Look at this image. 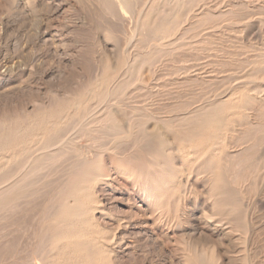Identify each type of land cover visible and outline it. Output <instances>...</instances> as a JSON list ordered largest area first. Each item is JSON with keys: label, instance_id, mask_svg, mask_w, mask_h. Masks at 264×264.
I'll list each match as a JSON object with an SVG mask.
<instances>
[{"label": "bare ground", "instance_id": "bare-ground-1", "mask_svg": "<svg viewBox=\"0 0 264 264\" xmlns=\"http://www.w3.org/2000/svg\"><path fill=\"white\" fill-rule=\"evenodd\" d=\"M74 1L82 7V11H86V18L101 20L100 23L105 22V26L102 23L104 27H107L108 23L110 26L108 30L114 29H111L112 34L115 29L119 28L120 30L125 26L123 30L127 29L128 41L124 50H121L117 44L106 50L107 48H103L100 41L101 38H98L99 61L104 73L94 86L87 89L85 94H79L65 107L49 115L35 117L28 122V128L8 130L10 132L6 131L7 134L0 133V264H112L110 257L112 252L108 250L106 244L100 240L98 242L99 238L103 239L104 237L101 226L93 217V212L101 209V202L95 197L93 189L97 187L96 184L99 181L108 185L111 176L103 164V158L105 155L107 156L105 153L113 155L115 164L119 165L115 168L117 174L129 181L132 187L141 193L142 199L153 209L159 210L164 205H171L172 193L177 191L175 188L176 177L183 175L188 180L192 177L194 181L191 179L193 183L186 184L184 196L187 193L196 192L195 183L202 184L201 187L205 192L204 201L209 208V214L204 215L202 219H206V223L212 224V229L217 231L220 236L225 234L227 237L226 234H232V232H239L241 237L246 235L249 231L247 217L249 207L246 206L247 209L244 207V201L242 202L240 197L241 192L235 186L242 185L241 178L245 179L246 177L247 179L259 171L263 173L260 180L264 179V90L256 89L257 91H254L253 89V96L252 93L245 95L247 91H244V94L234 91L235 88L233 89L231 85L229 89L218 94L219 101L217 98L215 99V96L213 101L211 99L206 101L210 102L208 106L207 104L203 107L198 106L199 108L196 107L197 109L191 111L193 107L190 109L189 104V108L182 110L180 115L174 114L176 116H173L175 126L169 125L171 123L168 122L167 126H161L162 123L152 126L150 124L149 127L147 123L152 115L144 111L143 104L141 105L138 99L126 103V92L140 83L138 81L141 70L151 68L161 57L163 59L168 55L173 57L170 54L174 53L177 48L188 45L185 42L187 38L185 39L186 36H184L187 31L184 29L179 37L177 33L183 30L181 26L185 27L190 21L188 14L190 12L192 14L191 1ZM198 1L200 2V0ZM237 6L236 8L239 7ZM199 16L197 14L193 19L200 22ZM203 17L205 16L203 15ZM203 20L205 19L203 18ZM206 22L208 21L206 20ZM193 29L196 31V28ZM94 32L96 31L94 30ZM219 50L221 51V49ZM215 51L217 54L216 49ZM209 57L211 58V56ZM220 57L221 61L226 58ZM90 59L92 60V58ZM234 60L232 58L231 61ZM225 62L226 60H224V65L221 64V67L227 66ZM180 63L183 64V62ZM218 64L220 66V60ZM185 67L187 66L185 65ZM189 67L192 68L191 65ZM188 70L185 68L182 72L183 75H189L191 71ZM213 70L216 71L214 68ZM92 71L95 72V69ZM232 71L234 72V70ZM192 72L195 73V77H201L203 74L199 69ZM176 73L174 74L176 75ZM252 76L255 78V74L250 76L251 79ZM238 79L235 78L233 81L236 82ZM213 82L215 83V81ZM213 82L211 78V85L214 84ZM194 83L196 82L194 81ZM206 84H210V81ZM230 84L229 82V86ZM212 92L215 94V90ZM186 106L188 107V104ZM164 108L162 109L164 110ZM171 114H173L172 111ZM35 123L38 125L34 128L33 124ZM235 126L238 129H234ZM173 128L176 129L172 131ZM81 139L90 142L91 152H84L83 149L77 147L76 144ZM124 146L130 147L131 152H128ZM137 153L143 155L144 170L138 171L133 167L121 165L122 158L126 159L127 156L129 158V155L133 158ZM136 159L138 161V158ZM122 164H124L123 161ZM257 175L259 176V174ZM52 180L54 182H50ZM260 184L262 185V183ZM47 186L49 189L45 193L46 199L43 204L40 203L42 206H37L39 207L37 209L33 208L35 210L31 208L26 210L29 214L27 220H25L26 218L17 219V214L21 211L23 214L33 202V197L38 194L36 197L38 198L41 189L44 192V188ZM173 207L176 208V206ZM188 211H182L183 217H180L179 223L186 225L188 216L185 212ZM129 213L131 212L129 211ZM115 222L117 226L123 223L121 220ZM22 224L25 230L26 226H29L27 231L32 230L33 241L32 243L29 241V246L26 244L27 247L20 248V242L17 241L19 237L18 235L16 237L15 234ZM23 234L25 233H22V236ZM27 235L26 240L28 239ZM205 248L206 245L200 242L194 241L190 244L188 251L191 253L193 264H214V260H218L219 256L215 251L208 254Z\"/></svg>", "mask_w": 264, "mask_h": 264}, {"label": "rangeland", "instance_id": "rangeland-1", "mask_svg": "<svg viewBox=\"0 0 264 264\" xmlns=\"http://www.w3.org/2000/svg\"><path fill=\"white\" fill-rule=\"evenodd\" d=\"M190 1L192 3V14L191 12L188 14V20L190 18V21L185 27L183 23V26H181L183 30L177 33L179 37L184 29L187 31L184 36H186L185 39L187 38L185 42L189 47L185 45L183 48L181 46L177 48L174 53L170 54L173 57L175 56L173 60V57H169V55L164 57L165 61L161 57L151 68L141 70L142 73L140 72L138 81L140 83L126 92V103L138 99L141 105L143 104L144 111L152 115V118L147 123L149 127L150 124L152 126L153 124L160 125L162 123L161 126H167L169 123H171L169 125L175 126L174 124L176 123L173 122L174 117L180 115L182 110L189 108V104L190 109L193 107L191 111L203 107L205 104L208 106L210 102L206 101L214 99L215 96V99L217 98V101H219L218 98L220 97L218 94L229 89L231 85L233 89L235 88L234 91L243 94L244 91H247L245 95L252 93L253 96L256 89L264 90V0ZM229 10L230 12H228ZM85 12V10L82 11V7L74 0H0L1 134H7L11 130L15 131L16 129L28 128V122L35 117L46 116L65 107L66 104L77 98L79 94H85L87 89L94 86L104 73L101 62L99 61L98 38H101L100 41L102 42L103 48H107L106 50L111 49L115 44L121 50L125 49L126 42L128 41L127 29L126 31L123 30L125 26L123 29L121 27L120 30L119 28L117 30L115 29L112 34V30L114 29L110 28L108 30V27H110L108 23V26L104 27L105 22L102 21L100 23L101 20L88 19L85 16ZM219 13L220 15H218ZM197 14L202 17L201 19L199 16L201 23L193 19ZM219 18L221 19L218 20ZM209 23L212 24L210 25ZM193 28H196V31ZM123 32L127 33L124 35ZM89 55L91 56L89 57ZM220 56L223 58L226 57L224 60H226L225 64L228 67H221V64L224 65V60L221 63ZM232 58L235 60L231 61ZM162 59L163 61H161ZM219 60L220 66L218 64ZM180 62H183V64ZM211 64H216L215 66L212 65L216 73L211 67ZM190 65L192 68L189 67ZM183 68L189 69L188 71H191V73L187 76L183 75ZM94 69L95 72L92 71ZM198 69L203 72L201 77H195V73L192 72ZM210 69L213 70V73L217 75L219 73V75L213 74ZM175 71L180 75L177 76L178 74ZM252 74H255V78L252 76L251 79L250 76ZM256 75H258L257 79ZM229 76L231 77L228 78ZM211 78L212 82L215 81V83L213 82L214 84L212 83L213 85H211ZM235 78H239L238 81L235 80L236 82H234L233 79ZM208 79L210 84H206L209 83ZM250 79L251 82H249ZM150 80L152 81L150 82ZM192 80L196 83L194 81L192 83ZM240 80L241 82H239ZM246 80L248 82H245ZM183 81L186 82L182 83ZM229 82L231 83L230 86ZM214 90L215 94L212 92ZM129 97L130 99H128ZM164 100L166 101L164 102ZM182 103L183 107L185 106L184 108L182 107ZM187 104L188 107L186 106ZM171 111L173 114H171ZM169 115L170 117H168ZM35 124H33L34 128L38 123ZM175 129L173 128L171 130L173 131ZM234 129H238V127L235 126ZM6 131L7 133H5ZM76 145L79 149H83L84 152L92 151L90 142L86 139L79 140ZM124 147L126 150L128 149V152H131L130 147ZM105 154V157L103 155V164L107 168L105 170H108L109 172H107L111 176L109 177L108 185L99 181L96 184L97 187L93 189L95 197L101 202V209L93 212V217L97 219L96 221L101 226L100 228H102L103 232L104 238H99L98 242L100 240V242L106 244L108 250L112 252L110 254L112 264H191L193 260L188 249L194 241L205 244V249L208 254L211 251H215L219 257L218 260H214V264H264V179L262 178L260 180L263 173H260V171L259 173L256 172V179L255 174L247 177V179L243 177L240 180L242 185L235 186L241 192L240 197L242 198V202L244 201V207L246 209L249 207L247 209L248 233L241 237L239 232H232V234H226L227 237H225V234L220 236L217 231L213 230L211 227L212 224L206 223V219H202L204 215L209 214V208L204 201L205 192L201 187V183H195V188L197 189L195 193H187L184 196L186 184H192L194 179L191 177L193 181L191 179L188 180L183 175L176 177L175 188H177V191L172 193L171 205H164L159 210H156L142 199L141 193L137 192L129 181L117 174L115 168L119 167V165L115 164L113 155L110 153ZM137 154L133 158L129 154V158L127 156L128 159L122 158L120 160L121 165L133 167L138 171L144 170L145 160L143 155L139 153L137 156ZM136 158H138V161ZM122 161L124 164H122ZM54 181L52 180L50 182ZM48 189V186L44 188V192L41 189L38 198H36L38 194L33 197V205L31 203L27 207L28 209H25L27 214L25 212L21 214V211L17 214L16 218L19 220L26 218L25 220H27V216H29L27 211L30 208L37 209L42 206L40 203L43 204V201L46 199L45 193H47ZM244 195L245 197L243 198ZM173 206H176V208L174 209ZM203 209L204 211L202 212ZM183 210H189L185 212L188 216L186 225H184L185 223H179V220L183 217ZM204 212L205 214H203ZM116 220L123 222L120 225L121 227L117 226ZM24 225L26 226L27 224ZM26 227L25 230L22 224L21 228L18 229L19 232L16 231L15 234L16 237L17 235L19 237L17 241L18 243L20 242V248L29 246L33 241L31 238L33 232L31 229H29L30 232L27 231L29 226ZM22 233L25 234L22 236ZM26 235L28 237L27 240Z\"/></svg>", "mask_w": 264, "mask_h": 264}]
</instances>
